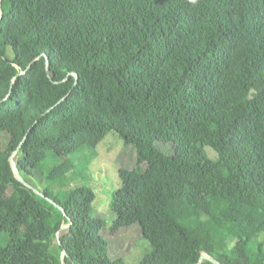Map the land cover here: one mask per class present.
Masks as SVG:
<instances>
[{
    "label": "trees",
    "instance_id": "obj_1",
    "mask_svg": "<svg viewBox=\"0 0 264 264\" xmlns=\"http://www.w3.org/2000/svg\"><path fill=\"white\" fill-rule=\"evenodd\" d=\"M109 133L140 264H264V0H0V264H124L69 188Z\"/></svg>",
    "mask_w": 264,
    "mask_h": 264
},
{
    "label": "rangeland",
    "instance_id": "obj_2",
    "mask_svg": "<svg viewBox=\"0 0 264 264\" xmlns=\"http://www.w3.org/2000/svg\"><path fill=\"white\" fill-rule=\"evenodd\" d=\"M121 113L118 114L121 115ZM203 151L209 158L214 159L216 156L208 147H205ZM87 163L84 174L72 181L69 188H80L87 196L93 197L90 202L93 216L107 222V227L101 235L107 242L111 258L121 260L124 264H140L144 256L151 251L150 244L141 238L140 231L136 227L117 233L109 231L112 223L110 202L120 185L118 172L120 169L131 168L134 165L133 146L126 143L121 136L109 133L97 145L94 158Z\"/></svg>",
    "mask_w": 264,
    "mask_h": 264
},
{
    "label": "water",
    "instance_id": "obj_3",
    "mask_svg": "<svg viewBox=\"0 0 264 264\" xmlns=\"http://www.w3.org/2000/svg\"><path fill=\"white\" fill-rule=\"evenodd\" d=\"M24 140H25V138L22 140L21 143H23ZM15 153H16V152H15ZM15 153H14V154L11 156V158H10V162H11V164H12V166H13V172H14L15 178H16L21 184H23L25 187H27V188H31V186H29V185L23 180V178L20 176L19 172L17 171V169H16V167H15V163H14V160H13V157H14ZM34 192H35L37 195L43 197V194L40 193L39 191H37V190L34 189ZM64 227H66V226H64ZM64 227H62V228H64ZM203 260H209V261L212 262L213 264H220L217 260H215V259L212 258V257H209V256L206 255V254L201 255V257H200V259L198 260L197 264H201V262H202Z\"/></svg>",
    "mask_w": 264,
    "mask_h": 264
}]
</instances>
